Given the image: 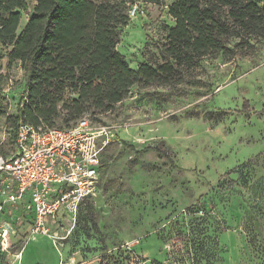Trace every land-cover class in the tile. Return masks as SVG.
Returning a JSON list of instances; mask_svg holds the SVG:
<instances>
[{"label": "rangeland", "instance_id": "obj_1", "mask_svg": "<svg viewBox=\"0 0 264 264\" xmlns=\"http://www.w3.org/2000/svg\"><path fill=\"white\" fill-rule=\"evenodd\" d=\"M173 1L133 4L139 13L118 45L132 67L153 61ZM3 62L0 154L10 156L24 71ZM196 73L202 82L180 89L134 86L112 111L91 115L117 130L96 195L70 232L60 214L49 235L29 228L0 241L1 264H101L111 255L122 264H264V39L233 58H207Z\"/></svg>", "mask_w": 264, "mask_h": 264}, {"label": "trees", "instance_id": "obj_2", "mask_svg": "<svg viewBox=\"0 0 264 264\" xmlns=\"http://www.w3.org/2000/svg\"><path fill=\"white\" fill-rule=\"evenodd\" d=\"M136 1L0 0V113L7 79L3 60L24 71V90L10 117L14 146L21 124L70 127L85 116L112 111L134 86L180 89L202 82L196 72L205 59L221 53L233 58L252 37L264 39L262 0H174L168 6L172 22L161 23L162 36L154 41L153 61L134 68L118 45ZM92 198L82 202L78 217ZM9 236L0 235V241ZM3 260L1 254L0 264ZM101 264L122 263L111 255Z\"/></svg>", "mask_w": 264, "mask_h": 264}, {"label": "built area", "instance_id": "obj_3", "mask_svg": "<svg viewBox=\"0 0 264 264\" xmlns=\"http://www.w3.org/2000/svg\"><path fill=\"white\" fill-rule=\"evenodd\" d=\"M137 13L134 5L130 14ZM116 137L114 125L87 116L64 128L21 124L13 154L0 155V212L8 204L12 217L0 222V235H18V227L28 219L30 234L49 235L60 214L69 224L64 230L70 232L82 202L97 193L103 154Z\"/></svg>", "mask_w": 264, "mask_h": 264}, {"label": "crops", "instance_id": "obj_4", "mask_svg": "<svg viewBox=\"0 0 264 264\" xmlns=\"http://www.w3.org/2000/svg\"><path fill=\"white\" fill-rule=\"evenodd\" d=\"M2 203V198L0 197V204ZM10 209V206L8 205V204H5V206H4V210L2 211V212H0V222L3 220V219H7V220H11V216L9 215V212H8V210ZM29 228H31V225H26V224H21L19 227H18V235H16L15 237H14V235H13V237L15 238L14 239V241H19L20 240V235H21V233H25V232H27V231H29ZM12 235V234H11ZM23 251V250H22ZM21 257V256H20ZM20 257H18L19 259H20ZM20 261V260H19ZM18 261V262H19Z\"/></svg>", "mask_w": 264, "mask_h": 264}]
</instances>
